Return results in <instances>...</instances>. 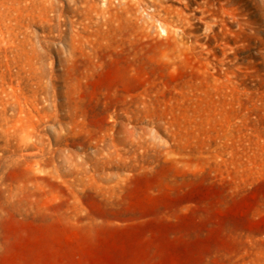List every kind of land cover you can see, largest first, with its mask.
<instances>
[{"label":"rangeland","instance_id":"obj_1","mask_svg":"<svg viewBox=\"0 0 264 264\" xmlns=\"http://www.w3.org/2000/svg\"><path fill=\"white\" fill-rule=\"evenodd\" d=\"M0 264H264V0H0Z\"/></svg>","mask_w":264,"mask_h":264}]
</instances>
